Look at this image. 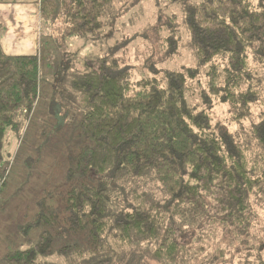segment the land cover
<instances>
[{"label": "trees", "instance_id": "16d2710c", "mask_svg": "<svg viewBox=\"0 0 264 264\" xmlns=\"http://www.w3.org/2000/svg\"><path fill=\"white\" fill-rule=\"evenodd\" d=\"M116 1L39 0L40 53L11 56L0 44V151L5 130L18 131L19 116L33 112L40 68L59 51L54 101L63 125L76 105L82 139L54 202L40 199L21 226L38 236L0 251V264H232L226 256L261 243L245 232L251 197L264 191V110L248 137L213 125L209 110L226 103L241 122L263 100L249 57L264 80V0H167L184 5L196 65L167 71L163 82L133 81L128 67L102 57L75 70L63 51L71 38H98ZM163 26L174 52L175 16Z\"/></svg>", "mask_w": 264, "mask_h": 264}, {"label": "rangeland", "instance_id": "374dc122", "mask_svg": "<svg viewBox=\"0 0 264 264\" xmlns=\"http://www.w3.org/2000/svg\"><path fill=\"white\" fill-rule=\"evenodd\" d=\"M198 1L200 0H185L184 5ZM113 4L108 15L103 18L105 25L98 38L75 37L68 40V46L63 51L70 61L72 60L75 70L83 72L82 63L89 57H102L108 60L116 59L120 65L128 67L133 81L154 77L163 82L167 71L196 65L190 37L182 23L183 4H171L167 0H117ZM171 14L175 16L174 32L177 40L174 52H170L164 42V37L169 32L163 24ZM36 37L38 51L35 54H38L39 50L43 49L40 24ZM60 53L62 52H53L49 68H46L45 64L40 68L39 97L33 112L28 117L23 114L19 116L21 126L18 131L7 129L4 133L0 151V251L6 248H23L27 241L36 239L39 228L22 235L21 226L31 221L38 210L37 203L40 199L47 198V202H54L62 190L66 170L71 165V155L82 144L79 129L80 111L70 100V116L63 125V116L54 101L53 85L60 81L57 75L63 67ZM249 62L258 72L264 87L258 64L253 57H249ZM200 82L201 88H204V79L200 78ZM197 92H194L195 103L199 101ZM262 110L264 96L263 100L253 107L251 119L241 122L233 120L229 105L217 101L213 102L209 114L213 125H224L231 132L244 131L245 137H248L250 125L257 121ZM250 202L254 217L251 228L245 235L255 236L258 239L256 243H262L264 191L257 192ZM261 243L253 245L246 254L236 253L232 258L226 256V260L232 259V264L242 261L241 264L264 262V244ZM212 251L214 252L213 246L210 249V252ZM55 260L60 262L61 259L56 255L46 258V261L51 263ZM62 261L66 264L64 259ZM142 262L169 264L145 259Z\"/></svg>", "mask_w": 264, "mask_h": 264}, {"label": "crops", "instance_id": "0c3cea01", "mask_svg": "<svg viewBox=\"0 0 264 264\" xmlns=\"http://www.w3.org/2000/svg\"><path fill=\"white\" fill-rule=\"evenodd\" d=\"M39 0H0V44L7 55L38 51Z\"/></svg>", "mask_w": 264, "mask_h": 264}]
</instances>
